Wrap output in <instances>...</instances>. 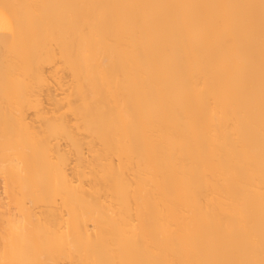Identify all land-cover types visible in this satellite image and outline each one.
Listing matches in <instances>:
<instances>
[{
	"label": "bare ground",
	"instance_id": "6f19581e",
	"mask_svg": "<svg viewBox=\"0 0 264 264\" xmlns=\"http://www.w3.org/2000/svg\"><path fill=\"white\" fill-rule=\"evenodd\" d=\"M0 264H264V0H0Z\"/></svg>",
	"mask_w": 264,
	"mask_h": 264
}]
</instances>
